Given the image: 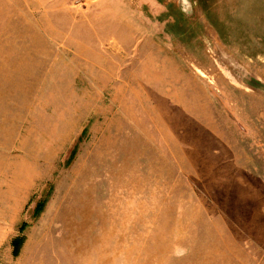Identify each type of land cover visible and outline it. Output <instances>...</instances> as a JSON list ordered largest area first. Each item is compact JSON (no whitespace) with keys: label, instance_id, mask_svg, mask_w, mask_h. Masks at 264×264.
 <instances>
[{"label":"rangeland","instance_id":"obj_1","mask_svg":"<svg viewBox=\"0 0 264 264\" xmlns=\"http://www.w3.org/2000/svg\"><path fill=\"white\" fill-rule=\"evenodd\" d=\"M0 264H264V0H0Z\"/></svg>","mask_w":264,"mask_h":264},{"label":"trees","instance_id":"obj_2","mask_svg":"<svg viewBox=\"0 0 264 264\" xmlns=\"http://www.w3.org/2000/svg\"><path fill=\"white\" fill-rule=\"evenodd\" d=\"M43 204H44V201H38L37 202V204L35 205V208L33 210V213H32L33 216H36L39 213V211L43 207ZM28 225H29V223L27 221L21 222V224L18 227L19 235L15 236L10 242L11 247H12V255L13 256H16L20 251L21 245L24 241V236L22 235V233L24 232V230L26 229V227Z\"/></svg>","mask_w":264,"mask_h":264}]
</instances>
